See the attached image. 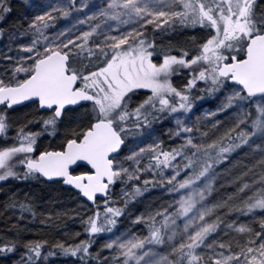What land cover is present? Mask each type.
Listing matches in <instances>:
<instances>
[{"label":"snow or ice","instance_id":"obj_1","mask_svg":"<svg viewBox=\"0 0 264 264\" xmlns=\"http://www.w3.org/2000/svg\"><path fill=\"white\" fill-rule=\"evenodd\" d=\"M14 10L0 0V24ZM70 15L82 19L56 26ZM21 19L0 26L12 45L0 51V182L68 186L92 207L75 213L85 239L24 240L19 221L36 213L13 193L0 215H20L0 234V264H264V0H49ZM177 26L202 35L178 50L157 39ZM206 97L219 103L193 117ZM25 106L22 123L12 114ZM166 119L179 143L153 136ZM44 134L60 143L39 150ZM234 154L252 158L241 175L254 178L211 200L242 164ZM151 189L168 199L141 210ZM121 219L136 230L113 231Z\"/></svg>","mask_w":264,"mask_h":264},{"label":"trees","instance_id":"obj_2","mask_svg":"<svg viewBox=\"0 0 264 264\" xmlns=\"http://www.w3.org/2000/svg\"><path fill=\"white\" fill-rule=\"evenodd\" d=\"M23 2L24 0H15V10H18V8L21 6L20 3ZM0 26H2V24H0ZM195 35H202V33H197L192 28H183L177 26L174 31L164 33L163 35L158 36L157 39L162 40L165 45L170 44L174 47L183 44L186 39ZM209 98L210 97H206V100ZM33 111L34 109L31 106H25L17 109V111L12 115L14 119H19L23 123L25 121V117L27 116L29 118L30 113ZM195 115L196 113H193V116ZM166 120L159 121L153 125L155 128V132L153 134L160 136L166 144L179 143V140H169L168 136L162 132L165 126L164 122ZM51 141H41L39 148H41L44 144L45 146L48 144L51 147L60 143L58 138L52 142ZM25 182L26 183H17L15 181L10 182L9 179L0 190V212L3 211L6 200L13 193H15L25 203H31L33 205V211L36 213L35 217H33L32 212L25 211V219L19 221L21 225H26L27 227V230H23L20 233L22 239H44L50 243L59 240L66 243H73L80 239L86 238V234L83 231L84 226L80 222L79 217L75 214L76 211H84V208H82L81 205L86 203L81 200V198L78 197L75 192L61 186L60 184H44L35 182L34 180ZM158 190L159 189H151L144 195H150L151 193L157 192ZM25 194H28L30 199H25ZM86 206L88 208L92 207L87 204ZM49 213L52 214L48 216V219L51 220V223H41V220L45 218L44 214ZM19 215V210H16V212L9 211L3 215H0V234L5 232L7 226L16 222ZM77 232L80 233L79 236L75 235ZM12 238V235L5 237V239ZM95 249L96 247L94 246L93 250ZM51 258L56 261L54 264H67L66 262L69 259H72L73 262H76L75 257H67L60 254ZM48 264H50V262Z\"/></svg>","mask_w":264,"mask_h":264},{"label":"rangeland","instance_id":"obj_3","mask_svg":"<svg viewBox=\"0 0 264 264\" xmlns=\"http://www.w3.org/2000/svg\"><path fill=\"white\" fill-rule=\"evenodd\" d=\"M49 0H34V7L27 9L23 3H20V7L18 8V10H15L12 15L8 18V22L7 25H2L3 27L7 28L10 26H15L18 24V22H22V16H26L29 14H34L35 10L38 9L41 5L48 3ZM54 2V0H53ZM95 2H99V0H95ZM24 6V7H22ZM77 19H82V17H77L74 15H70L69 17H60L57 21V27L62 28V27H66V26H70L72 24L76 23ZM87 26L85 25V28ZM19 39H24V38H19ZM12 45L10 44L9 41V37L7 35L5 36H0V51H7L8 47H11ZM199 94V93H197ZM208 102H201V101H196V105H198V111L195 112L196 115H201L204 112H207L209 110L214 109L215 105L219 103V100H216L212 97H210L209 99H207ZM200 109V110H199ZM195 117V116H193ZM221 119H227L224 116L220 117ZM165 126L162 130V132L166 134V130L168 128L174 127V121L172 119H167L165 122ZM35 130H37L35 128ZM153 136H156L153 134ZM45 140H47V142H49L47 139L45 138ZM51 141V140H50ZM54 141V140H52ZM51 141V142H52ZM150 142V141H145V143ZM2 145H4V141L3 139H0V147H2ZM48 147H50L47 144ZM251 157L248 158H243V154H239V155H233V161L235 162L236 160H242V164L238 167H236L235 169L232 170L231 174H225V175H220L217 177V181H216V188L217 190L212 194L211 196V200H215L221 196H225L227 193H230L232 191L235 190V188L238 186V184H240L243 181H251L254 177L252 175L251 172H249L248 175H241L242 172L247 171L243 165L247 164L249 166L250 165V161H251ZM218 172L220 171V169L217 170ZM259 169L255 168L252 169V172H258ZM10 179V178H9ZM143 179V177H141V180ZM231 181V183H228V181ZM1 183V182H0ZM115 194H119L121 192V185L119 183H117L114 191ZM154 195V197H153ZM168 199V194L167 193H163L161 190H158L157 192H153L150 195H144L143 199L141 200V202L137 205L141 210H144L147 206L151 205L153 207L158 206L162 200H166ZM258 215H260L261 213L259 212V210H257ZM231 219H239L240 222L243 223H250L252 222L255 218L251 217V216H245V215H239L237 216L236 214H231ZM119 230V232H124L127 231L129 229L135 231L136 229L130 225L128 219H121L118 224L116 225V228L113 229V231ZM119 234V233H117ZM111 234L109 233H101L98 234L96 236V244L95 247L99 248L102 243L107 240L110 237ZM106 254V253H105ZM50 262V264H54L56 261L54 259H52L51 257L49 258V261L47 262V264ZM67 264H75V262L72 261V259H69L67 262Z\"/></svg>","mask_w":264,"mask_h":264},{"label":"flooded vegetation","instance_id":"obj_4","mask_svg":"<svg viewBox=\"0 0 264 264\" xmlns=\"http://www.w3.org/2000/svg\"><path fill=\"white\" fill-rule=\"evenodd\" d=\"M194 31H195V30H194ZM174 48H176V49L178 50V46H174ZM174 81H177L175 77H174ZM26 107H28V106H26ZM18 109H19V108H18ZM29 119H31V116L29 117ZM29 127L31 128V130L36 131V130H35V127H33V126H31V125H29ZM45 138L50 139V140H55V139H56L55 137H53V136H51V135L44 134V135L40 136V137L38 138V140H37L38 147H40V142H41V141H43V140H44V141H47V140H45ZM50 140H48V141H50ZM2 146H4V145H2ZM45 148H48V146H47V145L45 146V144H44L41 148H39V150H44ZM11 181H15V182H17V183H26L25 181H19V180H14V179L10 178V182H11ZM34 181H35V182H38V181H36V180H34ZM27 182H30V181H27ZM3 185H5V182H1V183H0V190H1V187H2Z\"/></svg>","mask_w":264,"mask_h":264},{"label":"water","instance_id":"obj_5","mask_svg":"<svg viewBox=\"0 0 264 264\" xmlns=\"http://www.w3.org/2000/svg\"><path fill=\"white\" fill-rule=\"evenodd\" d=\"M64 187H66V188H69L68 186H64ZM70 189V188H69ZM73 191V190H72ZM74 192V191H73ZM86 204H87V202L86 201H84ZM87 205H90V206H92L91 204H87Z\"/></svg>","mask_w":264,"mask_h":264}]
</instances>
